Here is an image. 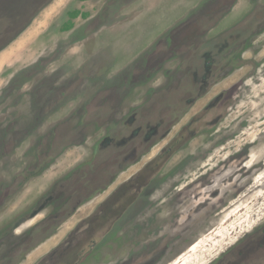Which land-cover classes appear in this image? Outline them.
Masks as SVG:
<instances>
[{
  "label": "rangeland",
  "instance_id": "374dc122",
  "mask_svg": "<svg viewBox=\"0 0 264 264\" xmlns=\"http://www.w3.org/2000/svg\"><path fill=\"white\" fill-rule=\"evenodd\" d=\"M180 256L264 264V0H0V264Z\"/></svg>",
  "mask_w": 264,
  "mask_h": 264
},
{
  "label": "trees",
  "instance_id": "16d2710c",
  "mask_svg": "<svg viewBox=\"0 0 264 264\" xmlns=\"http://www.w3.org/2000/svg\"><path fill=\"white\" fill-rule=\"evenodd\" d=\"M78 14H81V13L80 12L78 13L77 11H72V12L69 13V15H70L71 18H75ZM81 15H83V14H81ZM71 25H72V23H70V25L67 24V25H65L63 27V29L69 28Z\"/></svg>",
  "mask_w": 264,
  "mask_h": 264
},
{
  "label": "bare ground",
  "instance_id": "6f19581e",
  "mask_svg": "<svg viewBox=\"0 0 264 264\" xmlns=\"http://www.w3.org/2000/svg\"><path fill=\"white\" fill-rule=\"evenodd\" d=\"M196 246H197V244H195V245L193 246V249L196 248ZM174 262L177 263V264H186V260H185V259H182L181 256L178 257L177 260L174 261Z\"/></svg>",
  "mask_w": 264,
  "mask_h": 264
}]
</instances>
